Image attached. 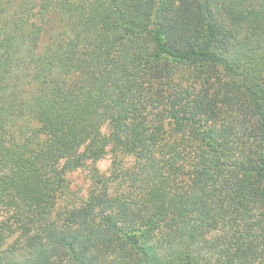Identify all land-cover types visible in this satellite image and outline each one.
<instances>
[{"label": "trees", "instance_id": "trees-1", "mask_svg": "<svg viewBox=\"0 0 264 264\" xmlns=\"http://www.w3.org/2000/svg\"><path fill=\"white\" fill-rule=\"evenodd\" d=\"M0 264H264V0H0Z\"/></svg>", "mask_w": 264, "mask_h": 264}, {"label": "rangeland", "instance_id": "rangeland-1", "mask_svg": "<svg viewBox=\"0 0 264 264\" xmlns=\"http://www.w3.org/2000/svg\"><path fill=\"white\" fill-rule=\"evenodd\" d=\"M133 164V157L123 154L115 155L111 152L96 163L87 162L77 171L67 175V188L59 206L85 200L94 184V176L98 175L109 179L114 173L130 168ZM11 242L12 239L9 243Z\"/></svg>", "mask_w": 264, "mask_h": 264}]
</instances>
